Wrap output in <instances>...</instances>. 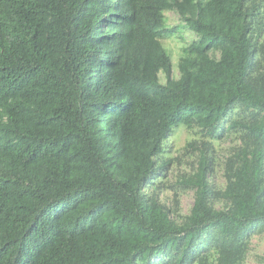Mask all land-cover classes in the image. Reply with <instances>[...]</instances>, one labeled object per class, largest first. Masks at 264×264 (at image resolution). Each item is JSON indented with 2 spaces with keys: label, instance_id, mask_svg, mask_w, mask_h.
I'll list each match as a JSON object with an SVG mask.
<instances>
[{
  "label": "trees",
  "instance_id": "1",
  "mask_svg": "<svg viewBox=\"0 0 264 264\" xmlns=\"http://www.w3.org/2000/svg\"><path fill=\"white\" fill-rule=\"evenodd\" d=\"M167 11L197 36L175 78ZM263 30L264 0H0V264H245L264 226ZM181 126L186 215L157 180Z\"/></svg>",
  "mask_w": 264,
  "mask_h": 264
},
{
  "label": "rangeland",
  "instance_id": "2",
  "mask_svg": "<svg viewBox=\"0 0 264 264\" xmlns=\"http://www.w3.org/2000/svg\"><path fill=\"white\" fill-rule=\"evenodd\" d=\"M165 16L167 28L173 31L162 39V44L171 56L173 67L170 77L175 78L179 75L177 62L181 56L182 49L195 40L197 36L184 26L177 13L167 11L165 12ZM263 41L264 30L261 33L259 43ZM160 80L162 83H165V75L161 74ZM233 112L234 114L230 115L229 118L223 121V126L226 127L230 122V119L236 117L239 110L234 109ZM191 139L192 134L182 126L173 131L166 140L163 154L166 159H171V163L164 169L157 179L158 181L162 180L165 184V188H163L160 193L161 200L166 204L171 205L173 203L172 199L174 195L177 194L179 197V208L182 215L188 214L194 201V192L190 189L184 188L178 182V175H180L181 172L185 173L190 166L191 160L196 157V153L194 155L191 152H185L184 150L186 143ZM230 145L231 143L229 139L221 144L215 145V165L211 181L216 187H223L224 185L223 169L221 168V165L226 155H228ZM176 158H179V162L175 160ZM249 236L250 250L246 257L245 264H264V226L256 225L253 227Z\"/></svg>",
  "mask_w": 264,
  "mask_h": 264
}]
</instances>
